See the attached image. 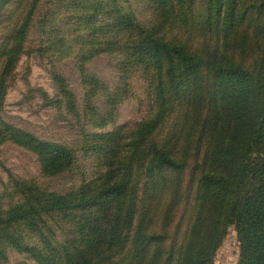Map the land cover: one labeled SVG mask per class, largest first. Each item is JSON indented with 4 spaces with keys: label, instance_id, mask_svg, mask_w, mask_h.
I'll use <instances>...</instances> for the list:
<instances>
[{
    "label": "trees",
    "instance_id": "1",
    "mask_svg": "<svg viewBox=\"0 0 264 264\" xmlns=\"http://www.w3.org/2000/svg\"><path fill=\"white\" fill-rule=\"evenodd\" d=\"M22 1L0 0V12ZM39 1L29 0L0 44V145L31 152L50 178L72 168L73 148L2 115ZM141 1L150 13L144 20L130 0H63L72 25L85 31L77 37L80 72L105 54L121 78L109 86L83 72L81 114L65 78L52 73L58 97L42 98L96 128L83 150L99 168L65 190L5 168L0 264L8 249L36 264H214L229 226L237 264H264V0ZM132 73L145 82L148 114L104 130Z\"/></svg>",
    "mask_w": 264,
    "mask_h": 264
},
{
    "label": "rangeland",
    "instance_id": "2",
    "mask_svg": "<svg viewBox=\"0 0 264 264\" xmlns=\"http://www.w3.org/2000/svg\"><path fill=\"white\" fill-rule=\"evenodd\" d=\"M136 16L140 20L149 17V9L141 0H130ZM29 0L10 4L0 12V44L6 37L10 22L18 20L26 13ZM70 12L63 0H40L31 19L26 38L27 53L22 55L15 68L13 81L5 96L3 118L12 125L28 131L38 138L65 144L73 148L76 160L72 168L62 175L45 177L42 175L37 158L31 152L11 143L0 145V195L9 184L8 168L15 176L33 179L39 185L50 190H65L77 185L82 179L94 176L99 164L96 155L84 151L87 144L85 133L95 130L84 117L76 118L61 105L46 104L41 92L55 99L57 88L52 73H60L76 96L77 106L83 113L84 89L81 83L83 72L97 76L109 86L120 82L113 57L101 54L88 60L80 72L77 48L80 46L78 36L85 34L80 26L71 23ZM72 15V16H71ZM129 84L128 95L119 103L113 122L104 130H111L122 124H133L142 119L149 111V97L146 85L138 73L126 78ZM101 97L94 104L100 105ZM7 194V193H6ZM12 201L10 195L3 198L5 205ZM239 255L238 241L234 226H229L227 233L216 251L214 264H237ZM6 264H36L25 254L13 249L7 250Z\"/></svg>",
    "mask_w": 264,
    "mask_h": 264
}]
</instances>
